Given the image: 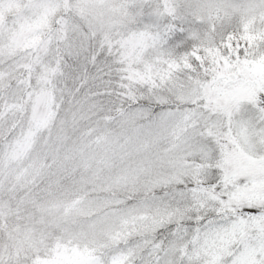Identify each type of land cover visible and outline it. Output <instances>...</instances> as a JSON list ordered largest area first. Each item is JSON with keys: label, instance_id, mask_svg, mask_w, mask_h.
Returning <instances> with one entry per match:
<instances>
[{"label": "snow or ice", "instance_id": "6c2138e0", "mask_svg": "<svg viewBox=\"0 0 264 264\" xmlns=\"http://www.w3.org/2000/svg\"><path fill=\"white\" fill-rule=\"evenodd\" d=\"M0 264H264V0H0Z\"/></svg>", "mask_w": 264, "mask_h": 264}]
</instances>
